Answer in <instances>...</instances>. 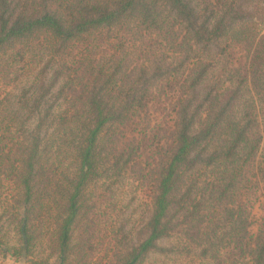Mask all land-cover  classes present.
<instances>
[{"label": "trees", "instance_id": "16d2710c", "mask_svg": "<svg viewBox=\"0 0 264 264\" xmlns=\"http://www.w3.org/2000/svg\"><path fill=\"white\" fill-rule=\"evenodd\" d=\"M264 264V0H0V256Z\"/></svg>", "mask_w": 264, "mask_h": 264}, {"label": "rangeland", "instance_id": "374dc122", "mask_svg": "<svg viewBox=\"0 0 264 264\" xmlns=\"http://www.w3.org/2000/svg\"><path fill=\"white\" fill-rule=\"evenodd\" d=\"M12 258H5V264H15L11 260ZM2 261V257L0 256V263ZM145 264H177L172 260H167L163 258L161 255L153 254Z\"/></svg>", "mask_w": 264, "mask_h": 264}, {"label": "crops", "instance_id": "0c3cea01", "mask_svg": "<svg viewBox=\"0 0 264 264\" xmlns=\"http://www.w3.org/2000/svg\"><path fill=\"white\" fill-rule=\"evenodd\" d=\"M8 258H10V257H8ZM11 260H12V262L15 263V264H23V263H21V262H19V261H16V260H14V259H11ZM0 264H5V258L2 257V261H1Z\"/></svg>", "mask_w": 264, "mask_h": 264}]
</instances>
